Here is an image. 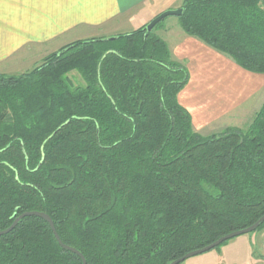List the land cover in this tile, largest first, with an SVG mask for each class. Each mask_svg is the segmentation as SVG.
Masks as SVG:
<instances>
[{
    "label": "trees",
    "instance_id": "trees-1",
    "mask_svg": "<svg viewBox=\"0 0 264 264\" xmlns=\"http://www.w3.org/2000/svg\"><path fill=\"white\" fill-rule=\"evenodd\" d=\"M180 9L187 36L264 75V0ZM114 38L0 75V231L39 212L86 264H170L250 227L264 215V102L244 128L202 136L177 100L188 71L165 42L146 26ZM0 264L82 262L26 217L0 236Z\"/></svg>",
    "mask_w": 264,
    "mask_h": 264
},
{
    "label": "crops",
    "instance_id": "crops-1",
    "mask_svg": "<svg viewBox=\"0 0 264 264\" xmlns=\"http://www.w3.org/2000/svg\"><path fill=\"white\" fill-rule=\"evenodd\" d=\"M161 2L0 0V75L23 74L76 41L132 32L166 10ZM177 28L173 42L165 43L172 59L188 71V82L177 100L190 114L193 129L207 136L219 121L241 128L262 106L264 75L241 69L232 59ZM263 241L264 228L183 264H264Z\"/></svg>",
    "mask_w": 264,
    "mask_h": 264
},
{
    "label": "water",
    "instance_id": "water-1",
    "mask_svg": "<svg viewBox=\"0 0 264 264\" xmlns=\"http://www.w3.org/2000/svg\"><path fill=\"white\" fill-rule=\"evenodd\" d=\"M182 15V10L181 9H177V10H172V11H166V12H163L161 14H159L158 16H156L153 20H151V22H149L146 26V30L149 32L153 29L154 26H156L159 22H161L162 20H164L166 17L168 16H174V17H180ZM115 38H107L106 40L108 41H112L114 40ZM26 217H37V218H41L43 219L49 226L56 242L59 244V246L66 250V251H69L73 254H75L76 256H78L80 259H81V262L82 264H86V261L85 259L83 258V256L75 249L73 248H70L64 244L61 243L57 233H56V230L54 228V225H53V222L52 220L49 218V216H47L46 214L44 213H39V212H27V213H24L22 215H20L19 217H17L14 222L12 223V225L4 230V231H0V236H3V235H6L8 234L9 232H11L15 227L16 225L23 219V218H26ZM264 224V215L262 217H260L254 224H252L250 227L248 228H245L243 230H239V231H236V232H232L230 234H227L221 238H219L218 240H216L215 242H213L212 244L204 247V248H201L199 250H196V251H193V252H190V253H187L186 255H184L183 257L177 259V260H174L173 262H171L170 264H182L184 263L186 260H189L191 258H194V257H197V256H200V255H203V254H206L212 250H215L216 248L220 247L221 245H223L224 243L234 239V238H237V237H240V236H243V235H247V234H251L253 232H255L261 225Z\"/></svg>",
    "mask_w": 264,
    "mask_h": 264
},
{
    "label": "rangeland",
    "instance_id": "rangeland-1",
    "mask_svg": "<svg viewBox=\"0 0 264 264\" xmlns=\"http://www.w3.org/2000/svg\"><path fill=\"white\" fill-rule=\"evenodd\" d=\"M157 4V2H156ZM161 4L166 7L163 12H166V11H172V10H177V9H180L181 5L180 4V0H162ZM172 4V6H174L175 8H168L170 5ZM174 4V5H173ZM168 8V9H167ZM161 12V13H163ZM160 13V14H161ZM179 17H174V16H168L166 17L164 20H162L161 22H159L156 26L153 27V29L151 31H153V33L158 36L160 39H162L164 42L166 40H169V42H173V39L175 38V35L176 33L179 32V29L177 28V26L181 29L180 27V23H179V20H178ZM154 19V18H153ZM152 19V20H153ZM151 22V21H150ZM148 24V23H147ZM144 25V26H147ZM143 27V26H142ZM141 28V27H140ZM139 29V28H138ZM182 30V29H181ZM130 32V31H129ZM183 32V31H182ZM128 33V32H127ZM184 33V32H183ZM126 34V33H125ZM122 35V34H120ZM110 38H114V37H110ZM104 39V38H102ZM166 44V43H165ZM168 47V46H167ZM60 50V49H59ZM39 65V64H38ZM36 67V66H35ZM34 68V67H33ZM32 68V69H33ZM31 69V70H32ZM29 70V71H31ZM27 71V72H29ZM26 73V72H25ZM24 74V73H23ZM68 77L71 79L72 81V84L74 86H81L83 85V82L81 81V78L80 76L76 73V72H71ZM263 94V93H262ZM264 102V101H263ZM263 104V103H262ZM261 104V105H262ZM253 117H251L249 119V121L245 122L244 124H240V127L241 128H244L245 126H247L251 121H252ZM226 122L224 121H219L217 123H215L214 127L212 128V132H210L209 135L207 136H211V135H214V134H219L221 133L223 130H225L226 128H228L229 126H232L233 124L231 123H227L225 124ZM205 136V137H207ZM241 237V236H240ZM183 264V263H182Z\"/></svg>",
    "mask_w": 264,
    "mask_h": 264
},
{
    "label": "built area",
    "instance_id": "built-area-1",
    "mask_svg": "<svg viewBox=\"0 0 264 264\" xmlns=\"http://www.w3.org/2000/svg\"><path fill=\"white\" fill-rule=\"evenodd\" d=\"M262 249H263V252H264V241H263V244H262Z\"/></svg>",
    "mask_w": 264,
    "mask_h": 264
}]
</instances>
